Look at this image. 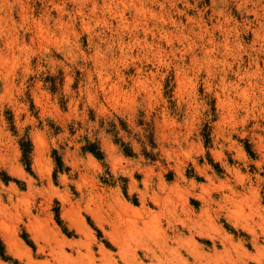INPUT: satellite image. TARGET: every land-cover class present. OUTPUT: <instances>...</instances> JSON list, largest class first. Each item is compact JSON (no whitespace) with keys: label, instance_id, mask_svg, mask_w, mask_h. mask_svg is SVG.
I'll return each mask as SVG.
<instances>
[{"label":"rangeland","instance_id":"1","mask_svg":"<svg viewBox=\"0 0 264 264\" xmlns=\"http://www.w3.org/2000/svg\"><path fill=\"white\" fill-rule=\"evenodd\" d=\"M142 245L264 264V0H0V264Z\"/></svg>","mask_w":264,"mask_h":264},{"label":"bare ground","instance_id":"2","mask_svg":"<svg viewBox=\"0 0 264 264\" xmlns=\"http://www.w3.org/2000/svg\"><path fill=\"white\" fill-rule=\"evenodd\" d=\"M233 189V188H232ZM231 192V191H230ZM232 195H233V193H232ZM223 196V195H222ZM230 197V196H229ZM222 200H223V198H222ZM230 200V199H229ZM207 202V201H206ZM222 202V201H221ZM220 202V203H221ZM223 204V203H222ZM218 205V204H217ZM220 205V204H219ZM203 207V206H202ZM204 208V207H203ZM209 208V207H208ZM207 209V208H206ZM228 213V212H227ZM227 216V215H226ZM188 218V217H187ZM193 219V218H192ZM195 219V218H194ZM187 220V219H186ZM183 221H185V220H183ZM190 221H192V220H190ZM198 221V220H197ZM177 222H179V221H177ZM170 222L168 221V224H169ZM175 223V222H174ZM185 223V222H184ZM193 223V222H192ZM170 224H172V223H170ZM186 224V223H185ZM80 225V224H79ZM187 226H191L192 225V227H195V226H193L194 224H186ZM196 225H197V223H196ZM199 225V224H198ZM189 226V227H190ZM191 227V228H192ZM197 227V226H196ZM198 227H200V226H198ZM174 228V227H173ZM182 229V228H181ZM199 229V228H198ZM172 230V229H171ZM197 230V229H196ZM201 230H203V229H201ZM112 231H113V229H112ZM173 231V230H172ZM171 231V232H172ZM175 232V231H174ZM200 231H197V233H198V235H200V233H199ZM115 233V232H114ZM202 233V232H201ZM174 234V233H173ZM182 234V233H181ZM195 234V233H194ZM263 234V233H262ZM175 235V234H174ZM205 235H207V232H205ZM176 236H178V235H176ZM190 236H192V235H190ZM189 236V237H190ZM180 237V236H179ZM178 237V238H179ZM178 238H175L174 240L176 241V239H178ZM168 239V238H167ZM170 239V238H169ZM223 239V238H222ZM224 239H225V237H224ZM230 239V238H229ZM171 240H173V238L172 239H170L169 241H171ZM173 240V241H174ZM178 240H180V241H182L183 240V242H179V245H180V243H184V239L182 238V240L181 239H178ZM186 240V239H185ZM193 240V239H192ZM217 240H219V239H217ZM226 240H228V239H226ZM262 240V239H261ZM187 241V240H186ZM185 241V242H186ZM189 242L191 243V242H193V241H191V238H190V240H189ZM217 243V242H216ZM222 243V242H221ZM178 244V243H177ZM186 244V243H185ZM189 244V243H188ZM220 244V243H219ZM250 244V243H249ZM179 245H177V247L179 246ZM192 245V244H191ZM226 245V244H225ZM250 245H254V244H250ZM258 245V244H257ZM259 246H261V245H259ZM239 247H241L240 245H239ZM253 247V246H252ZM263 247V246H262ZM261 247V248H262ZM140 249H136L135 248V250H131L129 253H126V255H124L123 256V258L121 259V261H122V264H136V263H138L139 262V260L140 261H142V260H148V261H150V262H156V263H159V264H174V262L172 261V260H167L168 258L170 259V256H168V254H170L171 252H172V249H169L168 248V250H167V246L165 245V251L163 252V249L162 250H156V249H153V248H151L150 246H148V245H142L141 247H139ZM188 249V248H187ZM190 249V248H189ZM242 249H245V248H242ZM185 250H186V248H185ZM255 250V249H254ZM258 250H259V248H258ZM264 250V249H263ZM191 250H189L188 252H190ZM218 251V250H217ZM240 251V250H239ZM245 252H246V250H244ZM141 253V255H138V253ZM261 252V254H262V251H259L258 253H260ZM167 253V254H166ZM176 253H177V251H176ZM215 253V252H214ZM248 253V252H247ZM246 253V254H247ZM257 253V254H258ZM121 254V253H120ZM189 254V253H188ZM213 254V253H212ZM216 254V253H215ZM241 254V253H240ZM176 255V254H175ZM179 255V254H178ZM193 255V254H192ZM198 255V254H197ZM196 254H195V256L194 257H196L197 256ZM260 257H261V255L260 254H258ZM199 256H200V254H199ZM199 256H197V257H199ZM237 256V255H236ZM242 256H243V254H242ZM253 256V258L255 257V255H252ZM251 256V257H252ZM259 256H257L256 257V259H258V257ZM168 257V258H167ZM171 257L173 258L174 256H172L171 255ZM193 257V256H192ZM239 257V256H238ZM251 257L250 256H248V255H245L244 254V258H245V261H244V263L243 264H248V261H250L251 260ZM176 258V257H175ZM200 258H201V256H200ZM240 258V257H239ZM239 258H238V260H239ZM181 259V258H180ZM197 259H199V258H197ZM173 260H175L176 261V259H173ZM235 260H237V259H235ZM254 260H255V258H254ZM185 261H187L186 259H185ZM240 261H242V260H240ZM239 261V262H240ZM178 262V259H177V261L175 262V264ZM231 262V261H230ZM233 262V261H232ZM231 262V263H232ZM106 263L107 264H119V262L118 261H115V260H113V259H108L107 261H106ZM186 262H182V264H185ZM203 262H201V264H202ZM238 263V262H237ZM242 263V262H241ZM139 264V263H138ZM140 264H142V263H140ZM197 264V263H196ZM233 264V263H232Z\"/></svg>","mask_w":264,"mask_h":264},{"label":"trees","instance_id":"3","mask_svg":"<svg viewBox=\"0 0 264 264\" xmlns=\"http://www.w3.org/2000/svg\"><path fill=\"white\" fill-rule=\"evenodd\" d=\"M95 156H97V155H95Z\"/></svg>","mask_w":264,"mask_h":264}]
</instances>
